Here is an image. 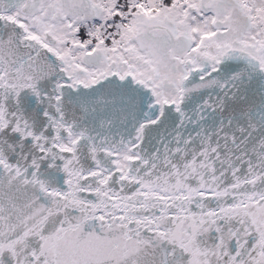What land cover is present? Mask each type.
<instances>
[{
    "label": "snow or ice",
    "instance_id": "1",
    "mask_svg": "<svg viewBox=\"0 0 264 264\" xmlns=\"http://www.w3.org/2000/svg\"><path fill=\"white\" fill-rule=\"evenodd\" d=\"M0 264H264V0H0Z\"/></svg>",
    "mask_w": 264,
    "mask_h": 264
}]
</instances>
